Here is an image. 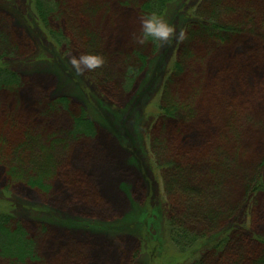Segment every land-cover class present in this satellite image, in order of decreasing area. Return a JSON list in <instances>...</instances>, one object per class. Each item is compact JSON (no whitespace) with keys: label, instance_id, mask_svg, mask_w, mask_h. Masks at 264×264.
Returning a JSON list of instances; mask_svg holds the SVG:
<instances>
[{"label":"rangeland","instance_id":"1","mask_svg":"<svg viewBox=\"0 0 264 264\" xmlns=\"http://www.w3.org/2000/svg\"><path fill=\"white\" fill-rule=\"evenodd\" d=\"M32 1L0 0V50L15 49L4 62L20 76L17 91L0 93V126L14 142L27 130L41 136L55 166L44 192L21 183L5 191L8 179L0 166V200L10 204L35 244L38 260L27 264H192L202 256L218 264L220 255L207 252L224 233L235 244L240 232L249 248L252 237L264 236V192L247 191L256 171L264 180V0H251L243 15L237 4L246 0H232L235 12L228 19L251 21L258 29L216 49L196 45L192 62L175 73L180 40L155 49L136 42L144 0H47L53 10L61 6L60 17L50 20L64 37L59 44L42 30ZM199 1L167 5L162 17L177 35L193 22ZM86 35L95 38L105 63L77 76L66 53L85 54L80 38ZM132 52L146 61L128 82ZM166 86L192 107V121L180 125L181 131L175 120L155 122ZM57 98L67 105L39 114ZM81 110L95 125L94 137L69 134ZM155 140L162 144L161 165L151 152ZM222 140L233 164L211 205L219 225L200 248L179 256L166 220L182 214L163 194L164 166L170 156L190 157V174L202 181L210 170L205 157ZM187 157L182 164H189Z\"/></svg>","mask_w":264,"mask_h":264},{"label":"trees","instance_id":"2","mask_svg":"<svg viewBox=\"0 0 264 264\" xmlns=\"http://www.w3.org/2000/svg\"><path fill=\"white\" fill-rule=\"evenodd\" d=\"M171 1L173 0H144L139 5V12L143 17L152 13H156L162 17L167 5ZM231 1L200 0L196 4L192 11L194 20L187 24L183 31L185 38L180 40V48L173 62V73L181 70L182 67L185 69V65L189 64V61L192 62V59L195 57L196 45H209L211 50L216 49L219 45L226 44L245 32L253 34L255 31L251 28L258 29V27L251 24V21L232 22V19H228L229 13L233 12L234 14L235 12L233 7H230ZM32 2L33 12L42 30L55 43L59 44L63 41L64 37L60 32L51 29L50 20L53 18V14L60 17L59 8L61 6L57 9L54 7L53 10V6L47 0H33ZM238 4L237 11L243 15L252 6V1L246 0L245 3L238 2ZM244 10L245 13L243 12ZM80 41L85 42V53L98 55L94 37L82 36ZM146 44L153 47V49L158 46L157 42L149 41ZM14 50L10 48L7 51L0 50V93L15 92L20 86L19 74L9 68L4 62V60H7L13 54ZM129 58H131L129 70L125 77H127L128 82H132L130 78L142 71L146 59L137 52H132ZM139 63L141 66L136 67V64ZM166 88L167 86L161 93L160 101L163 104L159 106V115L155 122H161L164 125L167 121L172 122L175 120L174 123L178 124L177 128L181 131L180 127L183 124L192 121L194 116L191 113L192 107L183 105L180 99H177V95L171 91H167ZM65 105H67L65 98L53 99L47 102L46 105L43 104L41 106L39 114L43 115L55 109H61ZM71 122L70 135L94 137L95 125L87 118L83 110L78 115L72 117ZM2 129H4L3 133ZM9 130L12 131V129ZM46 144L41 136H35L29 130L23 133L19 141L14 142L7 129L0 126V166L5 167L8 179L5 191H9L10 188L20 183L40 192L48 190L46 182L53 178L55 166H50L51 161L47 154L49 148L46 147ZM223 144L224 140H222L221 144L218 143L217 146L213 145L211 151L205 157L209 162L210 170L208 169L202 181L204 182L205 179L213 181L214 183L210 182L211 186L209 183H202V181H197V177L191 176L190 172L195 171L191 168L193 165L192 161L194 160L190 157L178 156L171 158L170 156L167 161L169 163H164L162 176L163 194L168 204L175 202L177 204L176 207L182 214V216H179L173 213V216H170L166 220L168 240L179 256L200 248L201 245L207 242L208 234L219 225V222H217L219 219H217L219 216L218 212L211 205L218 198L217 194L224 186L229 174L228 169L233 164V159L221 149ZM150 145L152 154L156 156L158 164L161 165V162H163L161 161L163 151L159 147L162 144H159L158 140H155ZM170 153H172L171 149ZM184 157L190 159L188 165L182 164ZM202 161H204V158ZM193 177L194 179L192 180ZM194 181H197L199 184L196 183L194 185ZM248 190H250L249 193L264 192V180L259 171L255 172V177L247 185ZM9 205L6 201L0 200V259L7 264L35 263L38 260L35 244L32 239H29L26 229L22 224L16 221L12 208ZM197 227L200 228L199 231L196 230ZM237 236L238 241L234 244L228 238V234L224 233V235L220 236L219 241L211 244L207 253H211L210 255L212 256L220 255L218 264H264V236L252 237L255 244H252L251 248L244 243L240 232L237 233ZM142 245L145 246L147 244L143 242ZM192 264L214 263L208 257L205 259L202 256L194 259Z\"/></svg>","mask_w":264,"mask_h":264},{"label":"clouds","instance_id":"3","mask_svg":"<svg viewBox=\"0 0 264 264\" xmlns=\"http://www.w3.org/2000/svg\"><path fill=\"white\" fill-rule=\"evenodd\" d=\"M184 38L183 32L177 35L175 27L156 13L141 18L140 32L135 37L136 42L140 45H144L149 41L163 44L170 42L172 39L183 40ZM66 55L69 57L68 62L77 76L82 75L85 71H95L105 63L104 57L100 55L85 53L73 56L71 52H67Z\"/></svg>","mask_w":264,"mask_h":264}]
</instances>
